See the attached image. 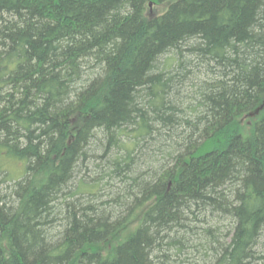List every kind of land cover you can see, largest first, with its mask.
Listing matches in <instances>:
<instances>
[{
	"label": "trees",
	"instance_id": "1",
	"mask_svg": "<svg viewBox=\"0 0 264 264\" xmlns=\"http://www.w3.org/2000/svg\"><path fill=\"white\" fill-rule=\"evenodd\" d=\"M0 264H264V0H0Z\"/></svg>",
	"mask_w": 264,
	"mask_h": 264
},
{
	"label": "rangeland",
	"instance_id": "2",
	"mask_svg": "<svg viewBox=\"0 0 264 264\" xmlns=\"http://www.w3.org/2000/svg\"><path fill=\"white\" fill-rule=\"evenodd\" d=\"M165 8H166V5H161L159 7L158 6L157 7H151L150 6V9H152V10L155 9L156 13L163 12ZM200 73H202V72H200ZM201 77H203V76H201ZM182 101H183V107L182 108H184V109H185V107H187V106H189L191 104V101H189L185 97L182 99ZM5 166L7 167L11 177L14 176L12 178H17L18 176H21L20 173L22 172V169H21L20 163H10L8 165L5 163ZM102 186H103V189H104V184ZM102 194L105 196L103 198L101 197L102 201H105L106 199H109L107 190H105V189H104V191L102 190ZM97 199H100V197L97 198ZM137 219L138 218H135L133 220V224L130 227H133L135 224H137ZM121 236H122V232L119 233L117 236L109 239L107 241V243L104 245V248H109L111 245H113L116 242L117 239H120ZM195 243L197 244V239L196 240H192V244H195ZM201 255H204V253L201 252V254H197L196 252H190L189 256H188V260L191 263H200L201 262V260H200L201 259Z\"/></svg>",
	"mask_w": 264,
	"mask_h": 264
}]
</instances>
